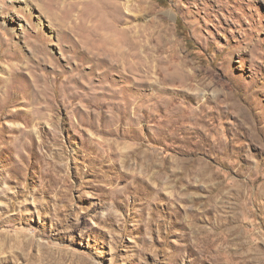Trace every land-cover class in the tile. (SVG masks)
Listing matches in <instances>:
<instances>
[{"label": "rangeland", "instance_id": "1", "mask_svg": "<svg viewBox=\"0 0 264 264\" xmlns=\"http://www.w3.org/2000/svg\"><path fill=\"white\" fill-rule=\"evenodd\" d=\"M67 1L0 0V264H264V0H114L128 81Z\"/></svg>", "mask_w": 264, "mask_h": 264}, {"label": "bare ground", "instance_id": "2", "mask_svg": "<svg viewBox=\"0 0 264 264\" xmlns=\"http://www.w3.org/2000/svg\"><path fill=\"white\" fill-rule=\"evenodd\" d=\"M75 1L77 4L78 3L85 4L84 2H82V0H75ZM71 2H73V1H71ZM130 5H131L130 0H127L125 6L129 7ZM74 6H76L75 3H74ZM101 7H102V9H104L108 13V15H110L112 17L113 21L110 24L106 25V28H104V30L106 31L105 34L101 33L98 36H96L97 38H96L95 42L96 43L103 42L105 44L104 47L108 48L107 49L108 54L106 56H103L105 54L104 53V54H100L101 56L98 58L94 57V59L97 60L98 66L99 67H101V66L107 67V69L109 71V72L107 71L108 73H110V71L122 70L124 73V75H122L123 81H128L130 79L129 74H127V73H129V72H127L128 63L129 62L134 63L133 61L138 59L137 65L139 67H143L144 71L147 73V77H150V74L154 70L155 66L151 65V63L149 61L151 59H149V56L145 53L146 52L145 50H147V48L145 47V45H146L145 43H147V42L144 43V40L146 39V32H145L144 28L142 26L136 30L132 27L126 28V30L129 32V36L127 38H120L119 41H117L114 39V37H115L114 29L116 31V29L118 28V22L120 21L119 18H116V16L119 14L120 6H117V4L115 5L114 0H103ZM71 10H72V8H71ZM82 15H83V13L80 16H82ZM96 19H97V17L94 16V14L92 16L87 14V15L83 16L82 21H84V22H88L89 20L91 21V25H89L91 28V29L90 28L89 29L91 31L92 27H93L92 23L96 22L97 21ZM131 31L134 32V35L131 34ZM143 48H144V50H142ZM148 49H150V48H148ZM116 56L120 57L119 58L120 62L118 61V64H115L116 62L114 61V58L116 59ZM154 58H155V56H154ZM157 69H158V67H157ZM157 71L158 70H156V72ZM105 75H107V74H105ZM182 77L183 76L180 77V75L176 76L172 80L173 83L179 84ZM182 79H184V77ZM151 86L153 87V84Z\"/></svg>", "mask_w": 264, "mask_h": 264}, {"label": "trees", "instance_id": "3", "mask_svg": "<svg viewBox=\"0 0 264 264\" xmlns=\"http://www.w3.org/2000/svg\"><path fill=\"white\" fill-rule=\"evenodd\" d=\"M179 24V23H178Z\"/></svg>", "mask_w": 264, "mask_h": 264}]
</instances>
